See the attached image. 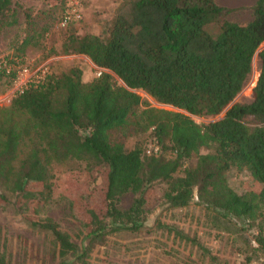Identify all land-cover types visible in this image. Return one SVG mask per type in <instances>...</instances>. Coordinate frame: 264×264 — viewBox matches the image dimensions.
Listing matches in <instances>:
<instances>
[{
  "label": "trees",
  "instance_id": "16d2710c",
  "mask_svg": "<svg viewBox=\"0 0 264 264\" xmlns=\"http://www.w3.org/2000/svg\"><path fill=\"white\" fill-rule=\"evenodd\" d=\"M16 1L0 0V30L16 24ZM48 1L42 13L62 9L67 0ZM227 11L214 0H121L104 33L69 30L58 46L62 54L86 56L102 69L97 76L83 81L75 65L57 73L47 70L43 80L0 106V207H12L29 226L50 236L55 264H87L94 245L113 234L161 229L196 244L176 227L145 215L147 194L156 188L161 209L195 201L223 217L242 219L257 230L254 238L264 251V47L257 52L251 100L227 107L264 41V0H254L247 22L223 20L215 27ZM22 16L19 55L0 60V94L9 88L15 69L25 64L20 53L37 44L46 30L35 25L31 8H23ZM138 89L182 111L140 110L135 124L151 127L158 144L154 153L145 152V143L127 149L110 138L109 132L124 127L140 106ZM221 111V117L207 123L190 117L213 118ZM247 115L257 125L248 128L242 120ZM85 157L105 166L104 212L88 208L87 226L75 243L55 222L23 214L18 202L28 190L30 197L45 201L52 189V166ZM231 167L245 169L257 189H231L224 175ZM36 181L42 188L31 190ZM127 192L132 199L121 209L119 198ZM0 264H9L3 252Z\"/></svg>",
  "mask_w": 264,
  "mask_h": 264
},
{
  "label": "rangeland",
  "instance_id": "374dc122",
  "mask_svg": "<svg viewBox=\"0 0 264 264\" xmlns=\"http://www.w3.org/2000/svg\"><path fill=\"white\" fill-rule=\"evenodd\" d=\"M69 2L76 3L81 17L71 21L66 27H60L58 18ZM120 2L121 0H67L62 9L57 8L53 12L42 13L41 11L51 4L48 0H17L16 24L0 30V60L5 56L19 55L16 47L25 31L22 10L31 8L35 25L37 27L44 25L46 30L37 44L28 45L20 53L25 60L24 63L32 67L44 64L47 70L53 73L65 71L75 65L81 70V79L88 81L98 75V69L100 72L102 69L93 65L84 55L58 52V46L69 30L77 35L104 33ZM222 2L217 1L224 7L228 5L225 8L229 11L222 13L215 27L223 20L243 24L251 18V6L254 0H222ZM262 47L264 41L252 56L250 70L241 89L227 107L233 102L243 103L251 100V91L259 67L257 52ZM51 49L58 53H51ZM117 83L120 82L117 80ZM9 89L10 86L0 94V106L5 105L9 100L8 97L4 98ZM134 91L140 97V106L135 114L129 116L124 127L109 132L112 140L121 142L127 149L132 148L136 143L142 146L154 140L151 127L142 128L135 124L141 118V109L152 107L171 112L181 111L156 102L143 90ZM223 111L213 118L193 115L190 117L197 124L207 123L221 117ZM242 120L248 128L257 125L251 115L245 116ZM51 170L53 177L50 196L41 202L30 197L28 190L19 199L18 206L30 219L37 222L48 220L55 222L73 242L79 243L83 235L82 231H85L87 226L88 208L98 213L104 212L102 199L105 166L92 158L85 157L66 159L54 164ZM224 175L226 183L236 193L257 189V184L245 169L231 167ZM41 186L42 183L36 181L31 185V190L40 189ZM7 194L10 198L13 197V194ZM132 196L130 192L123 194L119 198L118 207L126 208ZM86 199L89 201L85 202ZM160 199L161 193L158 188L149 191L143 207L145 215L155 216L158 223L176 227L188 238H194L196 244L179 239L161 229H149L136 234H113L106 238L102 245H94L87 264H264V251L258 248L254 238L257 230L242 219L223 217L195 201L181 208L161 209ZM27 223L12 207H0V253L3 252L9 264H55L58 259L50 236Z\"/></svg>",
  "mask_w": 264,
  "mask_h": 264
},
{
  "label": "built area",
  "instance_id": "2783aa9c",
  "mask_svg": "<svg viewBox=\"0 0 264 264\" xmlns=\"http://www.w3.org/2000/svg\"><path fill=\"white\" fill-rule=\"evenodd\" d=\"M80 17L81 14L76 6V3L69 2L61 13L58 24L59 26L63 27L68 22L78 20ZM46 71L47 68L44 64L37 67H32L28 64L18 66L11 78L10 89L4 95V98L8 97L10 99L12 96L22 93L32 82L43 80ZM99 73L100 69L97 71V74ZM157 150L158 144L156 143L155 139L150 141L145 147L146 153H154Z\"/></svg>",
  "mask_w": 264,
  "mask_h": 264
},
{
  "label": "crops",
  "instance_id": "0c3cea01",
  "mask_svg": "<svg viewBox=\"0 0 264 264\" xmlns=\"http://www.w3.org/2000/svg\"><path fill=\"white\" fill-rule=\"evenodd\" d=\"M218 1V0H217ZM217 1L216 0H214V2L217 4V5H219V6H222V5H220V4H218L217 3ZM220 2H222V0H219ZM223 3V2H222ZM225 3V2H224ZM222 7H224V6H222ZM225 7H228V5L227 6H225Z\"/></svg>",
  "mask_w": 264,
  "mask_h": 264
},
{
  "label": "water",
  "instance_id": "95a60500",
  "mask_svg": "<svg viewBox=\"0 0 264 264\" xmlns=\"http://www.w3.org/2000/svg\"><path fill=\"white\" fill-rule=\"evenodd\" d=\"M216 119H218V118H216Z\"/></svg>",
  "mask_w": 264,
  "mask_h": 264
}]
</instances>
